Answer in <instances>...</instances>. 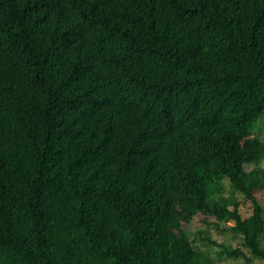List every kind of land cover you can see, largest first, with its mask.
<instances>
[{
    "label": "trees",
    "instance_id": "1",
    "mask_svg": "<svg viewBox=\"0 0 264 264\" xmlns=\"http://www.w3.org/2000/svg\"><path fill=\"white\" fill-rule=\"evenodd\" d=\"M263 163L264 0H0V264H264Z\"/></svg>",
    "mask_w": 264,
    "mask_h": 264
},
{
    "label": "rangeland",
    "instance_id": "2",
    "mask_svg": "<svg viewBox=\"0 0 264 264\" xmlns=\"http://www.w3.org/2000/svg\"><path fill=\"white\" fill-rule=\"evenodd\" d=\"M264 164V163H263ZM253 166L251 165L250 168H252ZM226 184H227V187H228V191L226 193L227 196L229 197H232L233 194L235 195V193H233V189L231 188V185H230V180L229 179H226ZM237 198L241 199L243 198V196L239 193H237L235 195ZM242 208L244 210V212L246 214H249L250 211H251V208H250V204H243L242 205ZM202 218L203 216L202 215H199L191 225H189V229L192 231V232H195L196 230L200 229L201 225H202ZM232 223V222H230ZM207 234H209L212 238L214 239H217L219 241H224V242H229L232 243V245H237V244H241L243 242V238H238V239H235V240H230L229 237H225L224 235H222L218 230L216 229H207ZM193 234V233H192ZM194 237V235H192V238ZM263 241H264V238H263ZM203 242V241H201ZM199 244L201 245V248L202 249H207V246L204 245V243H200L199 241ZM210 252H211V255L212 257L217 261V264H244L243 260L242 259H231V258H227V257H221L220 255H218L217 253V249L215 247H211L210 249Z\"/></svg>",
    "mask_w": 264,
    "mask_h": 264
}]
</instances>
